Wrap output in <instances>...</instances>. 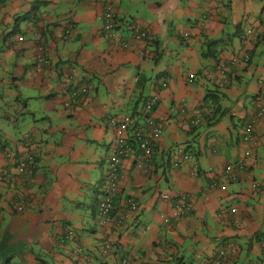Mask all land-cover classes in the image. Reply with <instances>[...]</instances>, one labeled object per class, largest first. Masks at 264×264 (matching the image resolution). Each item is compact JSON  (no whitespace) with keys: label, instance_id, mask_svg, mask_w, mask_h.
Masks as SVG:
<instances>
[{"label":"crops","instance_id":"1","mask_svg":"<svg viewBox=\"0 0 264 264\" xmlns=\"http://www.w3.org/2000/svg\"><path fill=\"white\" fill-rule=\"evenodd\" d=\"M108 1L115 39L103 31ZM208 44L215 57H203ZM73 72L89 90L67 110ZM262 82L264 0H0V171L9 174L0 181V264H264V187L252 188L264 183V119L246 158L242 141ZM155 89L164 132L150 160L135 148L122 160L114 207L123 225L101 228L111 121L144 125ZM35 146L33 168L19 175ZM240 163L230 183L225 168ZM182 195L194 210L174 219Z\"/></svg>","mask_w":264,"mask_h":264},{"label":"built area","instance_id":"2","mask_svg":"<svg viewBox=\"0 0 264 264\" xmlns=\"http://www.w3.org/2000/svg\"><path fill=\"white\" fill-rule=\"evenodd\" d=\"M114 9L115 5L113 2H109L106 5L103 13V31L105 35L110 39H115V20H114ZM132 31L135 34L137 39L144 38L146 36L145 32L140 31L135 26L132 27ZM250 34V31H248ZM125 47L126 45L123 44ZM127 47V46H126ZM191 79L194 78L193 75L190 76ZM79 78V77H78ZM77 74L73 72L70 76V82L78 86L77 90H72L68 93V100L65 102L64 106L67 110H73L78 103H80L79 95H86L89 90V84L86 80H79ZM80 81V82H79ZM263 84V93H264V82ZM165 84L161 85V88L164 89ZM159 102L158 90H154V93L148 97L143 104V115L145 117L144 125H137L135 120L131 116H126L120 119H113L111 125L115 132V139L112 144L111 157L107 166V176L106 184L103 190L102 200L98 207V226L105 228L106 226L111 225L112 227L118 229L123 225L124 217L116 216L115 214V199L119 192L120 188V164L123 159H125L135 148L136 150L142 153V157L145 161L151 159L155 143L162 136L164 132V126L167 122H158L153 117L154 110L156 105ZM200 114V112H198ZM264 119V97L260 103L259 108L257 109L255 115L247 123L243 131L242 141L245 144H249V150L245 152V158L248 157L252 150L257 146V139L255 135L257 125ZM201 122L200 118H197L192 122V124L197 125ZM35 147H30L26 150L25 157L22 161L18 162L15 170L19 175L28 174L34 165V153ZM189 156L183 155L180 160H176L173 164V168L179 166L183 161H187ZM244 163L238 165H229L225 168L224 176L230 183H237L239 180V173L244 170ZM9 176L8 170L3 169L0 171V181H3ZM217 182H212L210 184L211 189L218 187ZM264 187V183L253 182L252 188L254 190H260ZM225 189V187H223ZM207 198V196H206ZM163 199H168V196L165 195ZM127 205L130 210L137 212L140 208L139 204L133 199L126 200ZM194 210V198L188 195H182L177 201L173 211L172 216L174 219L183 217L184 215L190 213ZM24 211L23 207L18 208V212L22 213ZM65 239H74V233L72 230L68 229L65 232ZM102 253L108 255L111 252L112 248L110 243H104L102 246ZM82 250L78 249V253H81ZM232 253L236 254V250L233 249ZM224 255V254H222ZM214 264H222L221 259H215ZM121 264H128L127 259H123Z\"/></svg>","mask_w":264,"mask_h":264},{"label":"trees","instance_id":"3","mask_svg":"<svg viewBox=\"0 0 264 264\" xmlns=\"http://www.w3.org/2000/svg\"><path fill=\"white\" fill-rule=\"evenodd\" d=\"M114 19H115V14H114ZM212 47H213V45H211V44H208V47H207V50H206V52L205 53H203V57H205V58H208V57H215V53H214V51L212 50ZM194 76V75H193ZM191 78V77H190ZM194 79V78H193ZM138 86H141L142 84H141V82L139 81L138 82V84H137ZM264 96V95H263ZM216 97V95H210V96H208V95H206V98L207 99H210V100H216V99H214ZM205 98V99H206ZM200 112H201V110H200ZM214 112V109L210 112L211 114ZM201 114V113H200Z\"/></svg>","mask_w":264,"mask_h":264},{"label":"rangeland","instance_id":"4","mask_svg":"<svg viewBox=\"0 0 264 264\" xmlns=\"http://www.w3.org/2000/svg\"><path fill=\"white\" fill-rule=\"evenodd\" d=\"M246 256V255H245Z\"/></svg>","mask_w":264,"mask_h":264}]
</instances>
